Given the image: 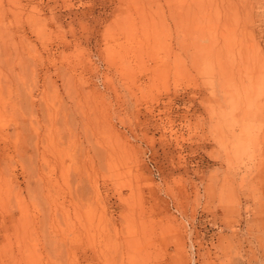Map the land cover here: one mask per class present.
Masks as SVG:
<instances>
[{
	"label": "rangeland",
	"instance_id": "rangeland-1",
	"mask_svg": "<svg viewBox=\"0 0 264 264\" xmlns=\"http://www.w3.org/2000/svg\"><path fill=\"white\" fill-rule=\"evenodd\" d=\"M0 264H264V0H0Z\"/></svg>",
	"mask_w": 264,
	"mask_h": 264
}]
</instances>
